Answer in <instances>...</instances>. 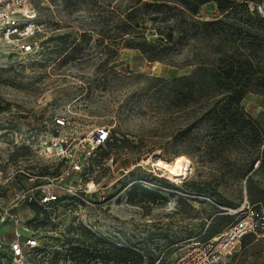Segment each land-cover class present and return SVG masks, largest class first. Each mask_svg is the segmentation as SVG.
<instances>
[{"label":"rangeland","instance_id":"obj_1","mask_svg":"<svg viewBox=\"0 0 264 264\" xmlns=\"http://www.w3.org/2000/svg\"><path fill=\"white\" fill-rule=\"evenodd\" d=\"M31 2L42 27L38 47L24 64L8 69H3L8 65L0 55V214L12 200L16 169L41 175L38 182L59 173L62 163L41 150L42 141L54 132V116L68 117L65 130L73 138L107 125L111 139L96 156L86 157L82 174L66 179L89 187L85 201L62 196L55 204H21L13 211L27 219L28 229L0 215V238L9 240L20 232L22 238L37 241L24 264H123L113 259L116 245L141 252V264H171L184 245L216 236L236 220L240 213L231 209L246 199L264 206V168L259 161L250 168L245 143L222 148L209 134L212 103L172 104L167 96L177 86L172 79L208 62L218 46L227 51L233 42L229 34L210 37L188 23L183 33L174 32L175 38L183 37L164 59L149 60L136 47H121L112 56L106 32L110 11L127 10L135 0ZM225 5V0H209L191 15L232 22L234 16L252 13L246 6L239 12ZM142 17L146 34L154 39L181 15L175 10L164 14L163 9ZM84 30L92 34L84 41L85 50L66 60L56 37L69 34L68 42L80 40ZM241 105L264 131V94L249 92ZM178 155L190 160L191 170L175 180L157 162L170 164ZM18 179L28 184L22 175ZM134 184L164 198L137 201L141 194L132 191ZM230 260L264 264V235L243 237Z\"/></svg>","mask_w":264,"mask_h":264},{"label":"trees","instance_id":"obj_2","mask_svg":"<svg viewBox=\"0 0 264 264\" xmlns=\"http://www.w3.org/2000/svg\"><path fill=\"white\" fill-rule=\"evenodd\" d=\"M169 1H174L175 4ZM207 1L209 0H167V2L135 0L127 10L113 7L107 20L106 32L111 41L107 48L110 55L117 56L121 47H136L149 60H161L172 52L177 42L183 37L179 34L175 38L174 32L183 33L186 30L184 26L188 23L193 24L197 31L210 37L222 32L229 34L230 39L233 40L230 48L224 51L218 46L217 55L208 62L200 63L190 74L172 79L171 81L177 83V86L170 88L167 96L171 98L172 104L195 103L199 100L212 103L207 111L210 121L209 134L222 148L245 143L249 148L250 168H253L257 161H259L258 166L264 168V131L259 127L256 119L241 105L242 99L249 92L264 94V65H262L264 62V17L251 10L254 14L243 13L241 17L234 16L232 22L222 19L200 20L192 17L191 14L199 13L200 6ZM225 2L224 7L227 9L232 7L238 10L243 6L247 7L244 3H235L230 0ZM163 9L164 14L175 10L181 17L178 23L169 25L167 30L160 29L158 36L154 39L149 38L145 31L146 26L142 23L146 18L142 15L149 10ZM241 24L247 26L245 31L241 28ZM243 33L247 35V38L242 36ZM68 36L69 34H61L56 37L64 45L66 60L82 54L86 48L84 41H88L92 34L84 30L80 33V40L71 42L65 40ZM102 149L103 147L100 150ZM138 190L141 196L137 201L148 198L156 200V197L164 198L157 191L134 184L132 191ZM31 205L43 206L38 203ZM257 206L264 207L261 204ZM113 250V259L117 262L123 264L143 262V254L132 247L116 245Z\"/></svg>","mask_w":264,"mask_h":264},{"label":"built area","instance_id":"obj_3","mask_svg":"<svg viewBox=\"0 0 264 264\" xmlns=\"http://www.w3.org/2000/svg\"><path fill=\"white\" fill-rule=\"evenodd\" d=\"M230 1L244 3L251 11L264 17V0ZM35 16L31 0H0V55L5 57L8 65L3 69L24 64L38 47L36 35L42 27ZM53 121L54 132L42 141L41 150L47 157L62 163L59 173L38 182L37 178L41 175L16 169L12 175L17 179V184L12 187V200L2 208L0 214H7L21 229H28V221L13 211L21 204L47 205L59 201L62 196L85 201L83 195L89 191V187H77L72 179H66L74 173L82 174L86 168V157L96 156L98 150L111 139V129L107 125L96 127L84 138H73L65 130L70 123L68 117L56 115ZM19 175L25 177L28 184L19 180ZM86 185H89V181ZM231 210L233 213L239 212L240 216L216 236L197 238L184 245L171 264H231L232 251L243 237L254 233L264 235V207L246 199L241 207ZM35 245L37 241L34 237L22 238L20 232L9 240L0 238V264H24L27 252Z\"/></svg>","mask_w":264,"mask_h":264},{"label":"bare ground","instance_id":"obj_4","mask_svg":"<svg viewBox=\"0 0 264 264\" xmlns=\"http://www.w3.org/2000/svg\"><path fill=\"white\" fill-rule=\"evenodd\" d=\"M157 165L169 173L175 180L184 178L190 172V160L184 155H178L170 164L157 162Z\"/></svg>","mask_w":264,"mask_h":264}]
</instances>
